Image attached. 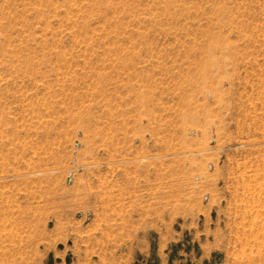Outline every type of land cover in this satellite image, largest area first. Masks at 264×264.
Returning <instances> with one entry per match:
<instances>
[{
	"label": "rangeland",
	"instance_id": "374dc122",
	"mask_svg": "<svg viewBox=\"0 0 264 264\" xmlns=\"http://www.w3.org/2000/svg\"><path fill=\"white\" fill-rule=\"evenodd\" d=\"M0 264H264V0H0Z\"/></svg>",
	"mask_w": 264,
	"mask_h": 264
}]
</instances>
